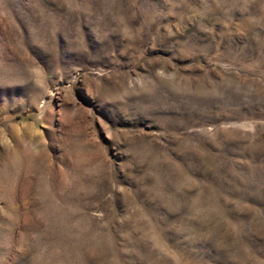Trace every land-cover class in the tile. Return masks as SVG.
<instances>
[{
    "label": "rangeland",
    "instance_id": "rangeland-1",
    "mask_svg": "<svg viewBox=\"0 0 264 264\" xmlns=\"http://www.w3.org/2000/svg\"><path fill=\"white\" fill-rule=\"evenodd\" d=\"M0 264H264V0H0Z\"/></svg>",
    "mask_w": 264,
    "mask_h": 264
}]
</instances>
